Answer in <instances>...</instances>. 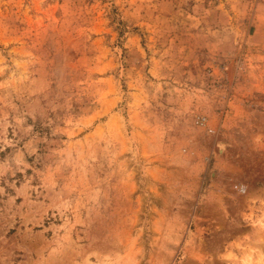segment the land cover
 Returning a JSON list of instances; mask_svg holds the SVG:
<instances>
[{"label":"rangeland","instance_id":"374dc122","mask_svg":"<svg viewBox=\"0 0 264 264\" xmlns=\"http://www.w3.org/2000/svg\"><path fill=\"white\" fill-rule=\"evenodd\" d=\"M0 264H264V0H0Z\"/></svg>","mask_w":264,"mask_h":264},{"label":"built area","instance_id":"2783aa9c","mask_svg":"<svg viewBox=\"0 0 264 264\" xmlns=\"http://www.w3.org/2000/svg\"><path fill=\"white\" fill-rule=\"evenodd\" d=\"M206 123V119L204 118V117H202L201 119H200V124H205Z\"/></svg>","mask_w":264,"mask_h":264}]
</instances>
